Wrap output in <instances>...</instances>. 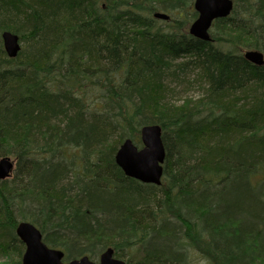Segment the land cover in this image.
<instances>
[{
  "label": "trees",
  "instance_id": "16d2710c",
  "mask_svg": "<svg viewBox=\"0 0 264 264\" xmlns=\"http://www.w3.org/2000/svg\"><path fill=\"white\" fill-rule=\"evenodd\" d=\"M233 1L205 41L188 33L193 0H0L7 264L22 220L65 260L112 247L129 264H264V65L243 56L264 54V0ZM178 86L200 93L177 104ZM146 124L162 130L158 186L114 161Z\"/></svg>",
  "mask_w": 264,
  "mask_h": 264
},
{
  "label": "water",
  "instance_id": "95a60500",
  "mask_svg": "<svg viewBox=\"0 0 264 264\" xmlns=\"http://www.w3.org/2000/svg\"><path fill=\"white\" fill-rule=\"evenodd\" d=\"M233 0H193L196 18L189 24L188 32L193 37L210 40L209 29L212 22L226 17L233 9ZM153 17L167 20L169 15L162 11L153 13ZM3 47L9 57H15L20 50L18 36L10 31L2 33ZM243 56L256 65H264V55L255 49L245 50ZM142 147L138 148L130 138L124 139L117 147L114 160L127 177L145 184L160 185L163 176L165 148L161 137V127L158 124H146L140 128ZM14 161L10 157L0 158V180L11 175ZM15 234L24 244L21 264H128L114 257L112 247L103 249L98 261H93L88 255L64 261L61 249L48 246L42 238L40 230L29 221H19Z\"/></svg>",
  "mask_w": 264,
  "mask_h": 264
},
{
  "label": "rangeland",
  "instance_id": "374dc122",
  "mask_svg": "<svg viewBox=\"0 0 264 264\" xmlns=\"http://www.w3.org/2000/svg\"><path fill=\"white\" fill-rule=\"evenodd\" d=\"M163 12V11H162ZM200 93L199 91V88L197 87H186V86H178L176 89H175V94H173L172 96V100L174 102H176L177 104H181L182 101L184 99H192V98H196L198 96V94ZM138 147L141 146V142L140 144L139 143H135ZM139 257V254L136 255V259H138ZM21 258V257H20ZM15 257L14 255H11V254H0V264H3V263H8L12 260H14ZM91 259L95 262L98 261V255L95 256V257H91ZM124 260V259H122ZM21 264V263H20Z\"/></svg>",
  "mask_w": 264,
  "mask_h": 264
},
{
  "label": "bare ground",
  "instance_id": "6f19581e",
  "mask_svg": "<svg viewBox=\"0 0 264 264\" xmlns=\"http://www.w3.org/2000/svg\"><path fill=\"white\" fill-rule=\"evenodd\" d=\"M192 7H193V2H192ZM221 18H224V17H221ZM218 19V18H217ZM216 20V19H215ZM214 20V21H215ZM213 21V22H214ZM256 50V49H255ZM250 62V61H249ZM161 135H162V130H161ZM139 148V147H138ZM141 148V147H140ZM115 155V154H114ZM115 161V160H114ZM164 163H165V159H164ZM164 163H163V171H164ZM116 164V163H115ZM117 165V164H116ZM118 166V165H117ZM119 167V166H118ZM120 168V167H119ZM121 169V168H120ZM121 171H122V169H121ZM123 172V171H122Z\"/></svg>",
  "mask_w": 264,
  "mask_h": 264
}]
</instances>
